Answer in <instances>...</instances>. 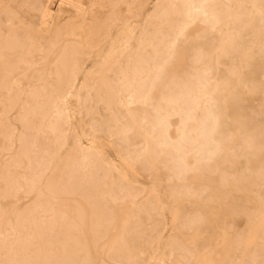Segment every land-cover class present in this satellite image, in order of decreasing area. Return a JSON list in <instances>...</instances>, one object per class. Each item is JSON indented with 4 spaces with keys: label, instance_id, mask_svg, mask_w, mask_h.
Wrapping results in <instances>:
<instances>
[{
    "label": "bare ground",
    "instance_id": "bare-ground-1",
    "mask_svg": "<svg viewBox=\"0 0 264 264\" xmlns=\"http://www.w3.org/2000/svg\"><path fill=\"white\" fill-rule=\"evenodd\" d=\"M0 264H264V0H0Z\"/></svg>",
    "mask_w": 264,
    "mask_h": 264
}]
</instances>
